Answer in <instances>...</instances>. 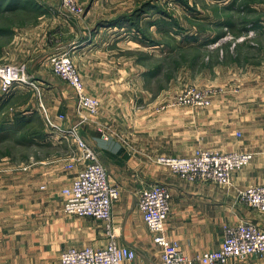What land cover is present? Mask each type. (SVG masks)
I'll use <instances>...</instances> for the list:
<instances>
[{
    "label": "crops",
    "instance_id": "crops-1",
    "mask_svg": "<svg viewBox=\"0 0 264 264\" xmlns=\"http://www.w3.org/2000/svg\"><path fill=\"white\" fill-rule=\"evenodd\" d=\"M104 8L96 19L98 9L90 7L83 16L59 15L50 21L52 27L58 22L54 39L61 51L73 54L86 91L101 102L98 115L83 123L80 131L98 151L110 182L120 189L113 207L116 233L122 244L136 252L126 264H161V247L154 242L137 203L138 191L154 183L166 185L171 192L166 234L189 256L219 249L225 225L251 221L264 230V211L240 200L241 191L264 184V55L258 64L250 62L249 55L244 57L248 43L259 42L235 40L225 51V39L216 40L209 47L223 64L214 68V76L226 83L208 87L216 80L199 81L201 88L216 89L211 105L162 108L179 92L165 86L143 87L136 38L126 47L119 32L107 37L108 27L98 22ZM200 41L186 46L200 45ZM202 45L205 49L206 44ZM227 53L232 54L230 61L224 60ZM40 64L38 73L31 76L48 83L43 96L47 113L62 130L68 129L81 121L75 91L48 72L46 62ZM42 131L37 139L41 151L26 154L19 162L7 153L0 155V264H61L65 249L104 247L108 242L102 221L64 211L62 189L84 168L82 152L62 132L54 134L45 126ZM20 134L24 136L23 130ZM198 148L248 151L254 159L234 172L229 185L187 180L157 162L161 155L187 157ZM72 156L77 161L70 169ZM225 264H264V253L233 257Z\"/></svg>",
    "mask_w": 264,
    "mask_h": 264
},
{
    "label": "rangeland",
    "instance_id": "rangeland-1",
    "mask_svg": "<svg viewBox=\"0 0 264 264\" xmlns=\"http://www.w3.org/2000/svg\"><path fill=\"white\" fill-rule=\"evenodd\" d=\"M70 3L67 0H0V65H24L28 80L16 81L9 89L0 80V155L7 153L14 162H19L26 154L41 151L42 145L37 139L43 134L44 126L51 129L46 118L49 116L47 106L43 103L48 83L31 75L38 73L44 61L45 69L58 76L53 69V57L67 54L73 58L71 51H61L53 36L58 22L52 27L50 21L59 15L73 18L75 10ZM75 4L83 8L78 16H83L90 7L97 8L95 19L99 17L98 11L105 7L103 18L101 16L98 22L108 27L104 30L107 37L119 32L126 47L129 42L133 45L131 41L136 38L135 47L139 49L136 56L138 53L141 58L145 88L155 90L165 86L182 93L190 85L200 87L199 81L204 82L205 77L216 80L214 68L223 63H219L209 45L213 46L220 38L225 39L222 43L225 51L235 40L258 41V45L248 43L245 50L248 54L244 57L249 55L253 64H258L264 55V0H75ZM114 25L117 30H113ZM37 27V32H33ZM251 29L252 35L249 34ZM197 39L201 40L200 45L186 46ZM35 46L38 49L31 53ZM226 55L224 60L230 61L232 54ZM222 83L226 80L218 78L208 87ZM99 110L92 114L77 107L80 120L86 118L83 123L96 117ZM41 113H44L43 118ZM22 130L24 136L20 134ZM62 135L68 137L64 132Z\"/></svg>",
    "mask_w": 264,
    "mask_h": 264
},
{
    "label": "built area",
    "instance_id": "built-area-1",
    "mask_svg": "<svg viewBox=\"0 0 264 264\" xmlns=\"http://www.w3.org/2000/svg\"><path fill=\"white\" fill-rule=\"evenodd\" d=\"M81 14L83 8L75 4V0H67ZM253 29L249 31L252 35ZM53 69L64 81L69 83L76 92L77 107L95 114L100 108L98 97L87 93L78 66L67 54L52 59ZM24 65H0V80L7 89L16 81L27 82ZM215 88H200L190 85L179 93L164 108L171 106H201L212 103ZM62 119L64 115L60 116ZM51 129L64 132L76 143L82 152L85 166L72 180L71 185L62 189L64 211L67 214L91 216L103 222L107 245L104 247H70L61 252V264H126L136 257L133 248L122 244L116 233L113 216L114 203L120 197V189L110 182L106 166L99 157L95 147L88 143L80 131L82 120L62 130L47 115ZM57 132V133H58ZM254 158L252 152L234 151L223 153L209 149H198L187 157L161 155L157 162L169 168L173 173L191 181H213L221 185L232 183L235 171L248 165ZM77 159L72 156L67 165L72 169ZM240 200L253 209L264 211V185H253L241 191ZM171 192L161 183H154L142 188L138 193V208L153 236L154 242L161 247V264H225L233 257L245 258L249 255L264 253V230L251 221H243L234 225H225L224 240L219 249L208 251L196 256H189L179 249L176 241L166 234V222L170 213Z\"/></svg>",
    "mask_w": 264,
    "mask_h": 264
}]
</instances>
